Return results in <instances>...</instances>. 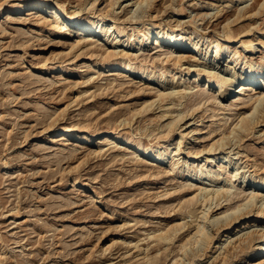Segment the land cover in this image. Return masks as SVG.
<instances>
[{
  "label": "rangeland",
  "instance_id": "rangeland-1",
  "mask_svg": "<svg viewBox=\"0 0 264 264\" xmlns=\"http://www.w3.org/2000/svg\"><path fill=\"white\" fill-rule=\"evenodd\" d=\"M48 1L67 14L115 16L127 36L181 22L180 32H193L201 46L229 44L261 62L264 73V0H153L150 6L135 0ZM75 39L43 10L0 0V264H141L144 252L157 258L153 264H170L176 255L175 264H247L239 255L223 261L218 237L206 249L196 242L182 254L178 244L199 219L203 192L191 197L200 182L220 186L228 174L223 170L215 182L187 174L185 167L195 170L205 162L212 142L216 151L224 148L213 168L231 149L242 174L264 181V121L235 144L243 132H230L256 102L232 93L218 105L199 103L165 135V123L183 103L176 96L159 99L155 82L139 72L159 74L172 65L157 54L159 47L144 42L123 49L88 36ZM248 39L255 44L246 52L241 40ZM114 46L113 55L105 56ZM122 59L135 70L121 69ZM181 66L188 74L171 83L170 72L169 84H190L195 68ZM257 107L264 113V103ZM109 131L119 137L107 139ZM223 133L231 140L220 139ZM127 138L166 155L146 157ZM180 220L173 240L152 235Z\"/></svg>",
  "mask_w": 264,
  "mask_h": 264
},
{
  "label": "bare ground",
  "instance_id": "bare-ground-1",
  "mask_svg": "<svg viewBox=\"0 0 264 264\" xmlns=\"http://www.w3.org/2000/svg\"><path fill=\"white\" fill-rule=\"evenodd\" d=\"M135 2L139 6L141 3L144 5L143 2L150 6L153 0H135ZM22 4L31 10H43L51 23L60 30L63 27L70 28L76 34L74 41L76 43L80 42L83 37L88 36V38H97L107 43L118 44L123 49L130 46L141 47L144 42L146 45L150 42L153 45L152 47L158 46L157 54H162L165 60L171 61L172 65L168 66L167 70H161L159 74H153L152 70H146L145 68L139 69V72L143 78L155 82L154 85L157 86L159 99L176 96L183 103V108L178 110L175 115L169 116L170 119L165 123V135L186 112L199 108V103L218 105L223 101L225 95H231L232 93L238 95L237 98H245L244 101L252 100L256 102L253 109L240 114L238 122L230 128L231 133H235L237 130L243 132L237 135V139L234 138L233 144L239 142L238 140L242 139L243 136L245 137L246 133L252 132L255 125L264 121V113L257 112V105L264 103V73L260 67L261 62L255 63L245 56L244 58L237 50L233 51L234 47L229 44L225 46L216 44L212 48H208L207 45L203 47L199 42L200 38H196L193 32V34L180 32L183 27V24L179 27L181 22H178L176 28L166 27L161 29L158 26H154L151 31L141 32L137 36H127L125 27L116 23L115 16H113L112 20H105V15L102 13L90 17L76 14V11L72 14H67L61 6L48 0H22ZM180 7L182 9V5ZM183 22L185 21L183 20ZM193 27L195 28V26ZM224 34H226V37H231L228 32ZM252 39L241 40L244 45V51L249 52L254 49L255 43H253ZM241 44L238 43V45ZM189 46L191 48L190 51L187 50ZM116 48L115 46L109 47L105 52V56H112ZM225 59L226 62L223 63ZM120 64L121 66L119 67L121 69H126L127 71L135 70L130 59H122ZM183 64L195 68L194 77L191 78L190 84H169L168 75L170 72H173V76L170 78L171 83L174 77L184 78L188 74V70L183 72L181 66ZM235 82H237L236 85H234ZM253 89H256L257 93L249 94L250 96H248L246 91ZM232 104L233 102H229L228 106ZM164 111L166 113L170 109H165ZM114 134L109 131L105 136L107 139H117L119 136ZM183 134V132L179 134L178 145L181 144ZM224 134L220 139L229 138L228 135ZM125 142L133 145L137 151L146 157H154L156 160H160L166 155V151L160 152L159 147H143L140 141H133L130 138L125 139ZM214 145L215 141L207 149L209 154L204 158L205 162L202 165L197 166L198 168L195 170L185 167L186 172L193 180H201L208 177L210 181L214 182L218 178L217 175L221 174L223 170L228 171V174L222 178V185L210 188L200 182V186L202 185L200 190L193 192L191 199L201 196L203 192L202 202L204 201V203L199 213V219L194 225L193 232L179 240L178 248L181 251L180 253L186 252L187 247H191L192 243L196 242L202 243L203 249H206L218 237L216 246L222 248L223 261H229L232 256L239 255L240 259H246L244 261L247 264H264V181L249 180L247 175L242 174L240 165L236 164L237 161H232L233 158L229 153L231 149L222 153L219 158L221 164L213 168L211 162L214 157H217L218 152L224 149L220 148L216 151ZM226 147H230V145ZM213 208L220 209L219 213H213ZM181 220L152 235L164 240H173L177 234L176 231L179 228L181 229L184 223ZM221 235H224V237L222 238ZM250 244H255L256 246L245 254L242 253L240 255ZM191 249L193 250V247ZM193 254H196V252L193 251ZM256 254L257 256L254 259L251 258ZM176 256L171 259L170 264L177 262L178 257ZM156 261L157 258L148 254V252H144L141 264H153Z\"/></svg>",
  "mask_w": 264,
  "mask_h": 264
}]
</instances>
